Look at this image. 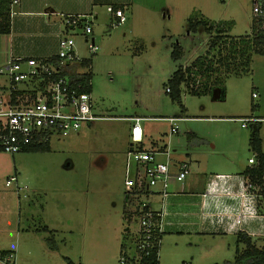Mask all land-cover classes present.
<instances>
[{
	"label": "rangeland",
	"instance_id": "1",
	"mask_svg": "<svg viewBox=\"0 0 264 264\" xmlns=\"http://www.w3.org/2000/svg\"><path fill=\"white\" fill-rule=\"evenodd\" d=\"M76 2L59 0L58 6L66 11L57 14L48 12L50 4H46L43 8L46 13L42 16L17 14L20 7L16 4L11 13L16 39L0 35V66L7 61L3 54L10 45L32 46L58 30L64 34L65 25L61 20L64 16L86 15L93 29L86 37L93 36L98 48L96 53L90 55L79 30L73 37L79 55L90 58L93 113L102 118L78 133L51 138L49 151L15 154L0 151V193H3L0 195L12 192L17 184L26 186L20 194L29 195L22 197V206L35 210L45 207L50 223L52 214L62 210L65 222L58 225L68 240L66 253L74 262L119 264L121 232L127 227L129 230L123 235L127 256L135 255L138 203H150L154 210L160 208L157 197L141 195L130 204L126 200L124 184L134 175L135 163L128 154L132 122L124 118L186 117L179 122L178 132L171 136L163 134L167 130L163 121L141 124H151L154 137L160 139L157 142L167 143L173 158L194 151L199 154L197 159L212 171H216V160L224 157L239 164L248 163V158H254L248 145L250 133L255 129L264 151V55L252 56L249 72L224 79L223 99L214 94L183 92L180 104L171 101L166 92L173 72L178 67L190 66L207 51V57L214 61L225 54L227 44L218 41L212 44L215 33L205 31L206 25L224 28L228 34L226 41L231 36L249 34L251 0H130L124 6L125 21L120 24L106 9L113 3L94 2L85 14H78L73 9L81 3L75 5ZM19 17L27 21L26 25ZM194 24L198 25L194 28ZM176 46L181 55L174 60L171 53ZM224 75L221 71L220 76ZM4 80L0 78L7 86ZM251 116L259 118L260 123L250 122L243 127L238 118ZM156 159L164 161L161 155H156ZM12 176L16 181L6 186V180ZM32 191L40 196L33 204L30 203ZM2 206L5 210L0 211V226L6 227L2 219L9 216V202L5 200ZM126 206L132 214L129 223L122 215ZM25 225L28 223L22 222L21 226ZM14 240V232L0 229V248L12 245ZM231 240L165 231L159 241L158 264L232 262L236 246ZM253 242L258 248L264 246V239ZM80 247L83 253L79 252ZM46 264L66 262L61 254L54 253L49 255Z\"/></svg>",
	"mask_w": 264,
	"mask_h": 264
},
{
	"label": "built area",
	"instance_id": "2",
	"mask_svg": "<svg viewBox=\"0 0 264 264\" xmlns=\"http://www.w3.org/2000/svg\"><path fill=\"white\" fill-rule=\"evenodd\" d=\"M18 0H11V6ZM107 11L118 19L117 24L125 21L124 10L107 6ZM65 25L64 34L58 35L59 65L48 59L9 58L0 66V78H4L7 86L0 82V150L15 154L22 152L33 144L49 142L51 138L67 137L94 120L101 119L93 113L91 93L84 91L80 83L71 84L67 77L61 76L60 67L69 62H83L84 59L75 50L73 34L79 30L88 42V51L93 55L97 45L93 38L86 39V33L92 31L91 20L86 15H66L62 18ZM70 31V33L68 32ZM249 34L264 36V0H251V31ZM90 67H87V71ZM256 94L253 93L254 97ZM124 119L133 122L130 128V146L128 154L135 163L134 175L125 180V193L128 204L144 195L148 196L150 189L158 184L167 186L170 180L182 183L189 175V165L186 161L175 163L170 150L142 149L143 131L141 122L156 120L168 125L170 134L178 132L179 122L186 118L181 116L142 117L132 116ZM243 127L250 122L261 121L259 118H238ZM162 154L164 161L157 162L156 155ZM249 163L255 162L249 158ZM175 170H174V169ZM222 177V175H220ZM225 179L223 178V181ZM16 181L14 176L6 180V185ZM259 188L253 183L242 180L240 194L252 203L250 212L255 214V200H259ZM138 216L137 235L139 250L151 247L161 234L159 213L151 210L147 202H139L135 210ZM250 218L248 213H239L231 222L240 225ZM14 253L1 252L0 260L13 264ZM141 254L138 253L133 262L123 255L119 264H139Z\"/></svg>",
	"mask_w": 264,
	"mask_h": 264
},
{
	"label": "crops",
	"instance_id": "3",
	"mask_svg": "<svg viewBox=\"0 0 264 264\" xmlns=\"http://www.w3.org/2000/svg\"><path fill=\"white\" fill-rule=\"evenodd\" d=\"M76 1L78 3L76 2L75 5L81 3V6H77V8L73 9L78 14H85L84 12H87L89 7L93 5L92 3L94 2H98L100 4L103 2H111L113 4H110L109 6L120 5L123 7V9L124 6L130 2V0ZM17 4L20 7L18 11H16L17 14L42 16V13H46L45 9H43L46 4H50L51 9H48V12L50 13L57 14L59 11L62 13L66 11L58 6L59 0H36L35 2L32 0H18ZM14 6L15 5H10L11 13ZM13 13H15V11ZM19 20H21L20 17ZM21 21L23 25H26L25 22L27 21ZM10 23V33L6 34V36L7 39L13 40L16 39V36H14L16 27L14 25L15 21L13 22L11 20V14ZM59 23V25H61L60 19ZM59 31L60 30H58L55 35L49 37L47 40L39 41L32 46H28L27 44H16L13 46L10 45L7 48V52L3 54V59H48L56 56L58 51V35L62 33H59ZM68 32L70 33V31ZM92 38L93 36L89 37L90 40ZM86 39H88V37H86ZM84 44L88 48V42L84 41ZM75 50L78 53L76 47ZM82 58L85 62H88L91 70L90 58L83 56ZM213 94L218 95L217 97L220 96L218 90L214 91ZM132 124L133 122L131 123V126ZM90 125L91 123L83 126L82 128L89 127ZM140 125L142 127L144 136L143 142L139 147L142 149L155 148L159 149L160 151L167 148L170 150L167 143H163L162 145L159 143V138V142H157L158 139L154 137V128L151 126V124ZM166 133L167 136L173 135L169 133L168 125L167 130H165L163 134ZM157 155L163 156L162 154ZM197 155H199L197 152L192 151L191 153H186L179 158H173L171 154V157L175 163H180L183 161L188 163L189 175L182 183H177L174 180H170L167 186L158 184L152 187L147 197H157L160 208L158 210H154L151 208L150 203H148L149 208L155 212H158L160 215L159 220L161 234L165 231H174L179 233H189L195 236L209 235L211 237H218L220 239H232L231 243L235 244L236 246L234 247L233 253L235 257L236 248L239 247L240 249L242 247V244L240 246V243L237 242L238 234L244 233L256 240L264 239V213L262 211L260 201H254L255 203H253V205L256 207V212L255 214H252L250 212L252 203H249V200H247L245 197H242L240 194V183L242 180H246L244 171L247 168L253 166L256 161L253 163L248 162L239 164L237 161L234 162L231 159H225L224 157L223 159L216 160L214 164V170L216 171H212L211 168L207 169L205 165H203L201 159H197ZM156 161L162 162V160L157 159ZM220 175H222V177H220ZM223 178L225 179L224 181ZM26 188V186H20L17 184L16 189L12 192H9L5 195H0V211L5 210L2 206L3 202L5 200L9 202V206L7 207V213L9 216L7 219H5V217L2 219L3 222H6L7 226H0V229L15 233L14 243H12V245L10 244V246L2 245L0 251L13 252L15 255L13 264H46L49 255L54 253L61 254L64 257L66 264H82L80 262H74L73 259L66 253L68 240L63 237V231L58 225L60 224L62 226L65 222V217L62 214V210L56 211V215L52 214L53 220L52 223H50L49 211L45 207H38L37 210H35V208L27 209L26 207H23L21 204V199L22 197H26L29 194L22 193L21 195L20 193ZM30 196V203L32 204L36 202L37 199H39L38 197H40L33 191L31 192ZM240 212L250 214V218L240 225H235L233 222H231V218H234ZM122 215L123 219L128 223L131 221L132 214L131 211H128V208L127 210H123ZM22 222H27L28 226L26 227L25 225L22 227ZM128 230L129 228L127 227L124 229L123 233L121 232L119 254L121 252V245L123 243L125 244V252L127 254L128 247L125 242L126 239L123 237V235L126 234L125 232ZM82 242L83 239L81 240V243ZM82 251L83 247H80L79 252L83 253ZM0 263L4 264V262L1 261Z\"/></svg>",
	"mask_w": 264,
	"mask_h": 264
},
{
	"label": "trees",
	"instance_id": "4",
	"mask_svg": "<svg viewBox=\"0 0 264 264\" xmlns=\"http://www.w3.org/2000/svg\"><path fill=\"white\" fill-rule=\"evenodd\" d=\"M10 5L11 0H0V35L10 33ZM113 9H123L122 6H112ZM198 24H194L195 28ZM207 32H214L212 40L214 43L220 42L227 44L225 54L214 61L208 58V51L206 55L197 57L190 66L182 69L178 67L168 80L167 91L171 101L181 104V96L183 92L200 95V94H213L218 90L223 99L224 94V79L229 75H237L250 71L252 56L254 54L264 55V36L262 34H245L242 36L233 37L229 35L226 41L224 28H220L215 24L206 25L204 27ZM222 51V50H221ZM220 53V52H219ZM181 50L178 46L174 47L171 56L174 60L180 58ZM50 62L59 65L60 58L53 56ZM88 62H69L63 64L60 69V75L67 77L71 84L80 83L84 91L90 92L91 72L87 71ZM222 69V70H221ZM221 71L224 72V77H221ZM256 123H260L257 121ZM249 148L254 155L256 163L247 168L244 174L247 180L259 188V199L264 213V153L261 148V138L259 137L258 130L250 133ZM1 151V150H0ZM49 151V142L41 144H33L26 147L22 152H45ZM161 234H158V239L154 241L151 247L146 250H139L138 242L139 237L135 239V255L128 257L125 252V244L121 245L120 254L123 255L128 261L133 262L138 253L141 254L139 264H158V248ZM253 238L247 234H238L237 242L242 244V247L236 248V254L232 262H225L224 264H264V246L258 248L254 246ZM73 264V263H69Z\"/></svg>",
	"mask_w": 264,
	"mask_h": 264
}]
</instances>
